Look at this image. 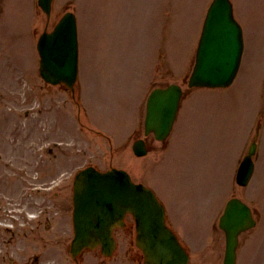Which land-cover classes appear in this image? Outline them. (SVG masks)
<instances>
[{
  "label": "rangeland",
  "instance_id": "1",
  "mask_svg": "<svg viewBox=\"0 0 264 264\" xmlns=\"http://www.w3.org/2000/svg\"><path fill=\"white\" fill-rule=\"evenodd\" d=\"M122 1L54 0L51 16L47 19L36 4H34L31 13L32 0H0V89L5 91V95L0 93V102L14 111L10 119L12 120L10 124L13 127L14 144L11 146L12 148L8 145H0V151L5 154V152L13 149V152L19 155L18 162L15 163L16 166L14 167L23 168L24 165L30 166L32 162H35V155L21 154H24L25 151L29 153L31 149L39 150L40 143L33 145L31 143L30 148H28L27 138L29 135H26V133L33 135L36 133L35 130L33 131L31 119H36L35 110L38 109L37 105L57 103V105H67L68 107L67 99H69L70 94L67 91H64L63 88L61 90V88L43 86L38 76V55L35 49L36 41L42 31L44 29L51 30L60 16L68 10L75 12L79 21L80 53L83 64L82 79L84 75L86 76V65L97 60L98 50L93 49L92 41L96 39L100 41L103 35L113 36L115 42L121 39V52H124L125 57L131 58L134 52L130 47L131 43L128 42L129 29H124L125 32L122 31L121 37L118 30L122 26L133 27V25H136L137 28L141 22L142 31L140 35L138 31L134 35L140 39L142 51L148 46L145 52L141 54L140 65L143 77L148 81H152L154 78L160 79L159 74L162 73H159L155 67L164 66L165 70L163 71H167L163 79L164 83L171 80L177 81L181 85L184 84L182 80L191 70L194 55L193 48L209 0H150L151 10L155 9L158 13H166L164 16L157 13L153 17H149L151 10H146L145 15L139 14L140 9L136 3L134 6L133 4L129 5L128 0H125L123 6ZM138 2L144 4V0H138ZM232 2L234 7L237 8V12L235 11L237 17L243 23L245 35V58L240 74L235 84L228 90L198 89L192 92L187 99L188 108L186 115H184L185 118L184 116L181 117L177 123L169 147H162L160 143L154 142L156 148L144 158L133 156L129 152L128 143L123 144V146L113 144L106 139L102 140L103 144L91 141L77 142L75 146L65 147V145H62L63 148L61 149V153L64 152V155L76 157L77 169L88 164L87 161H84L83 153L88 154L86 155L88 161L94 162L102 170L110 164L121 169L126 168L135 181L150 182L151 186L153 185V190L157 194L163 195L165 202L173 207L170 210V217L175 226L179 228L177 231L186 243L195 249L192 264H198L196 263L199 260L198 253L201 252L196 248L198 245L201 247L202 241L206 238L205 236L202 237L201 228H196L193 222L188 219V216L193 212V207L198 206L199 201L201 202V217H205L214 204L218 205L219 190L215 187L219 184V169L221 166H226L228 158H230V163L234 165L236 158L240 159L245 154L247 146H241L239 140L241 137L246 140L249 134L248 131H245V136L242 135L243 127L246 126V122H249V120L251 122L254 119L257 111H260L258 116L264 112V15H257V12L264 13V0H232ZM171 11L172 15L170 16ZM126 12H129V14L126 15ZM162 26L163 28H161ZM161 31H163V36ZM146 40H149L148 44L145 42ZM154 41L156 45H154ZM167 42L170 43L167 48L168 52H166L167 56L164 54V57H162L160 53L161 50L165 53ZM157 44L161 45L157 47ZM27 87L30 89L29 91L26 90ZM95 87L97 90L100 89L98 82ZM41 88L46 89V91H41ZM146 91L143 89L139 103L143 101ZM91 95L99 101L98 106L101 108L103 96L99 92ZM120 99L123 103L127 102V97L122 94ZM75 103L77 105L78 101L76 100ZM84 105L86 107L85 102L82 106ZM31 106L34 109H31ZM21 108L29 109L28 119ZM185 109L186 107L183 111ZM64 117H67V115H64ZM1 121L2 118H0V123ZM55 122L57 125L61 124V121ZM262 124H264V120ZM73 127L72 124L71 129ZM186 127L188 129L184 142ZM1 130H3V127L0 125ZM253 132L254 129H252L248 140H251L250 137H252ZM66 134L61 132L60 136H66ZM250 140L248 143H250ZM239 144L240 147H238ZM69 148L73 149V155L70 153ZM179 148L181 150L176 154L178 157L175 161L167 160L164 157L162 150L166 149L165 151H167L169 149V151L177 152ZM258 151L252 188L259 187L262 182L260 189L264 193V141H262ZM176 155H174V159ZM232 155L236 156L233 158ZM3 156L4 158L8 157V155ZM199 156H201V200L197 194L199 179L196 178ZM24 157H28L26 161L23 160ZM43 158L48 160L49 156L45 155ZM51 163L52 161L48 162V164ZM57 169L62 170L58 166ZM64 169L71 172L74 169V167L72 168V162L66 163ZM0 170L5 171L2 164ZM47 172L50 173L52 170ZM0 174L4 173L0 171ZM13 184L15 188L19 186L18 181H13ZM1 185L0 183V187L4 186ZM3 189L5 188H0V190ZM69 194L71 195V193ZM258 194L261 197L260 191ZM208 199H212L211 203L213 205L207 202ZM253 199L255 204L259 206L260 198L259 200H256L255 197ZM61 205H68V202L63 198ZM262 209H264V205ZM70 221L66 217L61 220L58 226L70 231ZM262 227H264V224L260 226V237L264 240ZM118 234L121 236L119 237ZM117 236L119 237L117 239L118 254L112 260H106L104 264H135V251H128V247H134L133 236L128 238L119 232ZM70 238L65 236L62 237V240L67 243ZM20 239H14L18 247L23 248L24 244L29 243L20 241ZM6 246L9 248L8 245ZM3 250L7 251L5 248ZM11 252L13 253L4 254L0 252V264H26L29 261L30 256L25 254L24 250L18 251V254L14 251ZM55 253V250H46L37 257L36 264L38 262L40 264L68 263L69 259H67L65 253ZM96 255L98 256V254ZM214 255L211 251V255L209 258L205 257L207 261L203 264H220V252V257L218 256L215 263L212 259ZM262 255H264V242L263 244L254 242L247 250L243 264H258ZM92 257L90 254L84 255L85 263L90 262ZM97 259L101 261L99 257ZM33 263L31 261L27 264ZM81 263H83V260H81Z\"/></svg>",
  "mask_w": 264,
  "mask_h": 264
},
{
  "label": "water",
  "instance_id": "2",
  "mask_svg": "<svg viewBox=\"0 0 264 264\" xmlns=\"http://www.w3.org/2000/svg\"><path fill=\"white\" fill-rule=\"evenodd\" d=\"M50 3L51 0H39V5L47 14ZM240 35L227 0H215L203 29L190 87L226 86L231 82L242 50ZM75 36L74 17L66 14L52 33L40 37V72L47 82H63L70 88L73 86L76 78ZM180 96L177 86H170L166 90L156 89L151 93L147 102L146 132L153 130L158 139L164 138L174 119ZM134 151L136 155L146 153L142 142L134 145ZM251 171L250 156H247L238 173V183L244 185ZM74 193L76 234L71 244L72 257L84 248L93 249L99 245L104 255H110L115 248L111 230L116 225H122L123 215L130 212L136 220V245L144 253L145 264L187 262L186 253L164 226L161 205L152 192L131 183L125 172L112 169L99 174L91 168L87 169L77 176ZM233 203L245 208L238 200H232L228 206ZM232 213L237 219L233 221L234 224L248 218L245 209L241 214L229 209L226 217ZM229 241L225 264H233L235 239Z\"/></svg>",
  "mask_w": 264,
  "mask_h": 264
},
{
  "label": "flooded vegetation",
  "instance_id": "3",
  "mask_svg": "<svg viewBox=\"0 0 264 264\" xmlns=\"http://www.w3.org/2000/svg\"><path fill=\"white\" fill-rule=\"evenodd\" d=\"M1 194L4 195L3 193ZM24 195H28V197L24 198ZM61 196L62 194H59L55 198L58 199ZM19 198L14 200L12 195H7L4 205L0 204V223L13 224V229H0V245L4 243L8 245L9 249L17 250V243L14 239L21 238L20 240H23V242H29V244H26V250L31 249L30 253L34 254L36 250L40 249L39 246L43 247L46 245L48 236L47 241L50 242L53 238H57L64 233L60 228L59 231L53 228L51 223L57 219L65 218L68 214V206L62 207L59 205V201L54 198L50 199L46 206L45 198L38 197V199H34V196L26 192L21 193ZM46 207L48 210H46ZM29 211L34 212L36 217H39L36 222H31L23 213H29ZM126 227L125 230L129 235L131 226L127 225ZM137 257L140 258V255H137Z\"/></svg>",
  "mask_w": 264,
  "mask_h": 264
}]
</instances>
